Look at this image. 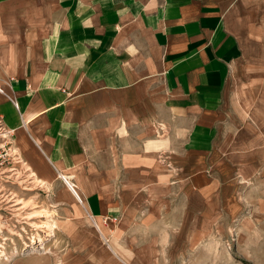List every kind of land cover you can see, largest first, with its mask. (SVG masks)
<instances>
[{
    "label": "crops",
    "instance_id": "obj_1",
    "mask_svg": "<svg viewBox=\"0 0 264 264\" xmlns=\"http://www.w3.org/2000/svg\"><path fill=\"white\" fill-rule=\"evenodd\" d=\"M263 30L264 0H0V116L22 163L17 177L46 195L58 226L75 227L74 240L60 232L82 245L83 264L182 257L183 245L168 255V234L146 229L165 225L172 191L175 236L194 250L210 224L194 213L217 200L205 172L215 174L229 78ZM263 161L239 159L220 176L241 184ZM61 177L81 197L82 217ZM87 216L104 226L99 235Z\"/></svg>",
    "mask_w": 264,
    "mask_h": 264
},
{
    "label": "rangeland",
    "instance_id": "obj_2",
    "mask_svg": "<svg viewBox=\"0 0 264 264\" xmlns=\"http://www.w3.org/2000/svg\"><path fill=\"white\" fill-rule=\"evenodd\" d=\"M251 37L244 45L243 56L246 60L229 78L225 92L223 118L217 129L215 149L210 152L217 157L214 162L215 174L211 167H207L205 172L206 178L216 184L217 200L214 208L205 207L204 204L194 213L201 223L210 219L207 231L194 250L178 241L179 238L175 236L176 227L172 225L177 213V194L174 191L165 197L171 208L162 215L164 227L152 222L146 228L151 234H168V255H177V248L183 245L182 257L175 256L170 264H264V250L256 247V241L260 245L264 242V210L257 209L258 200L264 199V185L260 188L255 186L257 182L264 184V161L259 173L241 184L239 179H234L232 184L225 185L226 179L220 176L224 167L233 168V163L239 159L260 155L264 160V30ZM256 180L258 181L254 184ZM20 181L21 179L14 180V185H8L6 191L11 194L0 202V226L5 229L2 236L6 237L4 243L0 242V246L4 248L0 250V264H83L86 258L82 245L70 240V237L76 239L75 227L66 225L65 221L59 222L64 225L58 226L56 218L61 215L43 203L46 195H38L36 191L26 189L25 185L24 189ZM33 181L41 185L40 181ZM170 182H174V179H170ZM170 185L174 187V184ZM224 186L230 199L227 208L221 199L225 193ZM71 196L80 205L75 202L77 205L74 215L82 217V205L72 194ZM9 197H13L12 203L7 200ZM79 198L81 199L80 196ZM45 211L50 215L49 218H45ZM32 212L40 214L28 217ZM143 212L145 211H141ZM86 218L89 227L98 235L99 230L105 229L100 221L89 219V216ZM43 222H48L52 228ZM34 225L43 227L36 229ZM84 228L87 226L78 227L81 230ZM60 229L66 230L70 237L62 235ZM44 236L47 237L44 242L45 251L24 247L29 244V240L31 244L32 241H43ZM121 240L124 246L123 238ZM101 242L104 245L108 243L104 236ZM128 248H132L131 245ZM65 253L70 254V257L64 259ZM128 259L129 257H125L122 261L126 262Z\"/></svg>",
    "mask_w": 264,
    "mask_h": 264
},
{
    "label": "built area",
    "instance_id": "obj_3",
    "mask_svg": "<svg viewBox=\"0 0 264 264\" xmlns=\"http://www.w3.org/2000/svg\"><path fill=\"white\" fill-rule=\"evenodd\" d=\"M0 95H4L1 87H0ZM8 99L13 103V105H15L12 99L10 98ZM21 166H22V163L12 148L10 131L5 128V126L2 123L1 116H0V198H2L0 202L4 201V199L7 198L8 195L10 196L11 194L10 192L6 191V188H8V185H14V180L15 181L20 180V178L17 177V169L20 168ZM62 181L66 184L70 192L73 195H75L71 186L68 185L65 180L62 179ZM6 193L8 194L6 195V197H4ZM7 200L11 201L12 203L13 197H9ZM4 233H5V229L2 226H0V242L1 243H4V241H6V237L2 236L4 235ZM46 240H47V237L44 236L43 241L40 242L41 245H38V242L31 244L29 240V244H25L24 247L26 248L33 247L39 251H45L44 242ZM3 249L4 248L0 246V250H3Z\"/></svg>",
    "mask_w": 264,
    "mask_h": 264
},
{
    "label": "bare ground",
    "instance_id": "obj_4",
    "mask_svg": "<svg viewBox=\"0 0 264 264\" xmlns=\"http://www.w3.org/2000/svg\"><path fill=\"white\" fill-rule=\"evenodd\" d=\"M62 179L65 180V181H67L66 178H64V177H61V181H62ZM67 182H68V181H67ZM67 182H66V183H67ZM73 191H74V189H73ZM74 193H75V195H76V197H77V198H76L75 195H74V197L76 198V200H77L80 204H82V201H81V199L79 198V196H78V194L76 193V191H74ZM32 214L38 216V214H40V213L32 212V213H30V214L28 215V217H29L30 215H32ZM43 214H46V215H45V218H49V217H50V215H47L48 212H46V211L43 212ZM34 215H33V216H34ZM30 217H31V216H30ZM43 224H44V225H48V227H51V225L49 226L48 222H46V223L43 222ZM34 227H35L36 229H40V228L43 227V226H42V225H41V226H40V225H39V226H38V225H34ZM51 228H52V227H51ZM55 228H56V227H55ZM41 229H42V228H41ZM51 232H52V230H51ZM50 234H51V233H50ZM38 242L40 243V242H42V241H41V240H38ZM32 243H35V242L32 241ZM39 245H41V243H40ZM0 258H1V256H0Z\"/></svg>",
    "mask_w": 264,
    "mask_h": 264
}]
</instances>
